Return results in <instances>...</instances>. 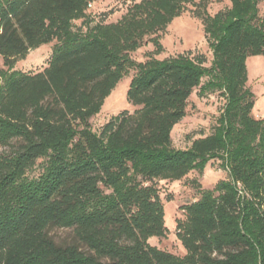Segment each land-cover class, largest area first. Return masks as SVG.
<instances>
[{"label":"trees","instance_id":"1","mask_svg":"<svg viewBox=\"0 0 264 264\" xmlns=\"http://www.w3.org/2000/svg\"><path fill=\"white\" fill-rule=\"evenodd\" d=\"M99 0H0V264H264V116L254 118L246 60L264 56V0H138L115 22L94 21ZM195 5L212 59H162L157 32ZM76 20H81L75 25ZM149 41L144 61L130 53ZM54 41L47 65L14 69ZM136 107L99 130L90 119L124 77ZM206 81L202 83V79ZM218 91L222 108L209 134L177 149L173 127L188 98ZM217 160L226 178L181 207L175 235L185 253L148 243L164 237L155 180L177 181ZM168 200V198H167ZM50 227L72 229L59 245Z\"/></svg>","mask_w":264,"mask_h":264},{"label":"rangeland","instance_id":"2","mask_svg":"<svg viewBox=\"0 0 264 264\" xmlns=\"http://www.w3.org/2000/svg\"><path fill=\"white\" fill-rule=\"evenodd\" d=\"M138 0H99L88 6L87 13L94 21L115 22L126 11L127 6ZM197 2V0H196ZM228 0H207L206 11L214 14L218 10L229 6ZM195 5L187 4L185 10L174 18L165 29L157 32L162 51L153 55L162 59L179 53L189 52L192 57L204 59L209 65L212 59L207 36L203 30L200 18L195 16ZM259 13L264 14V2L259 3ZM81 20H76L79 25ZM54 41L32 49L23 58L14 64V69L22 72L34 73L42 70L48 62ZM153 46L145 41L136 51L130 53L135 61H144L152 53ZM0 66L1 60H0ZM246 86L254 95V106L251 115L254 118L264 116V56H250L246 60ZM132 75L124 76L105 98L101 110L90 119L94 130H99L112 115L122 110L133 112L132 106L126 97L128 84ZM206 78L202 79V83ZM224 99L218 91L199 94V87L195 88L188 98L186 115L173 127L171 143L174 148L184 149L190 146L193 139L210 133L215 118L218 116ZM15 143L9 146H0V153H8ZM226 171L219 167L217 160H210L202 171L192 170L185 177L177 181L155 180L160 198L164 205L165 225L167 233L164 237H150L148 243L159 249L182 256L185 253L183 246L175 235V222L184 217L181 207L190 203L199 195L200 189L212 188L218 181L226 178ZM168 198V200H167ZM48 235L59 245L78 243L72 229L50 227Z\"/></svg>","mask_w":264,"mask_h":264},{"label":"built area","instance_id":"3","mask_svg":"<svg viewBox=\"0 0 264 264\" xmlns=\"http://www.w3.org/2000/svg\"><path fill=\"white\" fill-rule=\"evenodd\" d=\"M88 6H91V3H89Z\"/></svg>","mask_w":264,"mask_h":264}]
</instances>
